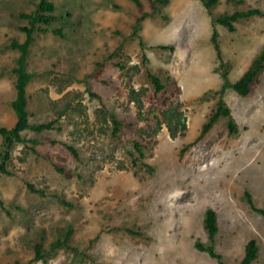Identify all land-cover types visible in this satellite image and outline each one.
<instances>
[{"label":"rangeland","instance_id":"374dc122","mask_svg":"<svg viewBox=\"0 0 264 264\" xmlns=\"http://www.w3.org/2000/svg\"><path fill=\"white\" fill-rule=\"evenodd\" d=\"M49 1L57 20L34 33L28 111L33 126L57 123L23 132L25 143L12 150L13 175L0 176V264H221L196 247L211 245L209 209L220 217L214 247L222 264H241L250 188L264 207V72L250 97L225 85L264 49V18L242 20L235 32L217 25L221 58L211 38L215 18L264 11V0H220L211 12L200 0H140L142 13L132 0ZM39 3L0 0V127L7 129L17 122L20 53L12 44L25 41L30 22L21 15L36 13ZM142 14L150 16L136 30ZM147 70L170 77L165 91L155 93ZM220 98L238 133L230 135L222 118L187 149ZM171 114L182 124L178 116L169 122ZM113 118L124 124L119 139ZM3 141L0 133V151ZM71 230L69 248L54 247ZM39 243L43 259L35 260Z\"/></svg>","mask_w":264,"mask_h":264},{"label":"trees","instance_id":"16d2710c","mask_svg":"<svg viewBox=\"0 0 264 264\" xmlns=\"http://www.w3.org/2000/svg\"><path fill=\"white\" fill-rule=\"evenodd\" d=\"M139 11L143 12V5L140 0H132ZM204 7L211 12L216 6L219 5L220 0H200ZM231 2H235L237 4H241L243 0H230ZM157 2L163 6H166L169 0H157ZM56 11V5L49 0H40L38 5V11L36 13L31 14H22L21 17L23 19L29 20L30 25L28 27H23L22 32L26 35V39L23 43L14 42L12 44V48L14 50L19 51L20 56L18 60V66L15 69V74L18 77L16 83V99L14 100L12 106L17 115V122L12 129H7L5 127H0V133L3 136V147L0 151V176L2 175H13V173L9 170V163L12 158V150L16 143H25L24 139L22 138V133L27 130H32L35 132H43L54 130L56 127L57 122H50L45 123L37 126H33L30 124L29 120V111H28V95H27V87L29 82L32 79V75L27 72V58L29 54V50L31 45L34 42V33L37 30L38 25L50 27L52 24L57 20L54 13ZM149 14H142L138 20L136 25V30L140 28L141 23L149 17ZM264 18V11L256 8H250L247 11H236L233 14H224L221 15L213 20L215 29L211 38V41L218 52V56L221 58L220 46H219V33L216 29L217 25L223 26L227 28L230 32H235L236 27L235 25L242 20H249L252 18ZM45 31V30H43ZM55 34L62 35L60 31H55ZM159 50H173V47L168 46H159L157 47ZM264 72V49L262 52L256 57L253 61L249 69L244 73V75L236 81L234 84L226 83L225 88L232 87L235 92H237L242 97H250L254 94L255 87L260 83V75ZM147 76L150 80L151 84L155 89V93L160 94L161 92L166 90L167 84L171 82L170 77L163 80V76L161 74L152 73L150 70H147ZM227 79V75H225ZM165 81V82H164ZM171 119L169 122L173 121V118L177 117L176 123L181 125V116L171 114ZM222 118L229 119L228 122V129L230 135H236L238 133V126L235 120L232 117L231 109L228 107L226 102L223 98H220L215 110L211 113L208 117L206 123L203 125L202 130L195 140V142L187 147L194 146L195 144L202 141L215 127V125L220 121ZM114 129H113V137L115 139L120 138V133L122 128L124 127L123 122L118 121L117 119L113 118L112 120ZM183 132L180 133L181 137H185L186 134V124L184 123ZM171 136L173 138L177 137V133L174 131L171 132ZM69 150L77 156L76 151L72 147H68ZM135 149L140 155L141 158H145L144 147L139 143H135ZM185 150H182V155L185 153ZM137 164V161H135ZM147 170L152 173L154 171L153 167L149 165H145ZM60 173H64V170L59 169ZM28 188L38 194L44 195L45 192L41 190H37L34 185L28 184ZM247 199L251 207L254 211L264 216V211L257 209L254 204L252 197L249 192L246 193ZM66 205L71 206L69 203L64 201ZM2 205V201H0ZM204 227L209 235V240L211 242L210 246H204L202 243H197L196 247L201 252L208 253L213 259H217L222 264V256L219 255L214 247V243L216 240V236L219 232L218 226V216L217 212L213 209H209L206 211L205 218H204ZM130 234L135 236H142L141 233H137L132 230H127ZM73 235V231H69L63 241H58L54 247H62L65 246L69 248V243L71 241ZM42 249L43 245L41 243L37 244L35 248V260H42ZM259 254V247L255 240H251L246 246V256L241 264H252L257 258Z\"/></svg>","mask_w":264,"mask_h":264},{"label":"crops","instance_id":"0c3cea01","mask_svg":"<svg viewBox=\"0 0 264 264\" xmlns=\"http://www.w3.org/2000/svg\"><path fill=\"white\" fill-rule=\"evenodd\" d=\"M249 193L252 197L253 204L257 209L263 210L264 207L260 205L259 201L257 198H255V195L251 188L249 189ZM251 206V205H250ZM252 210V215H251V229L247 230L248 236H247V242L244 245V248L241 252V260L243 261L245 256H246V246L251 240H255L258 244L259 247V254L258 258L252 263V264H264V217L259 215V213H255L256 211ZM254 211V212H253ZM218 216V214H217ZM218 226H219V232H220V217L218 216ZM218 232V234H219ZM218 234L216 238L218 237ZM216 241V240H215ZM241 261V262H242Z\"/></svg>","mask_w":264,"mask_h":264}]
</instances>
